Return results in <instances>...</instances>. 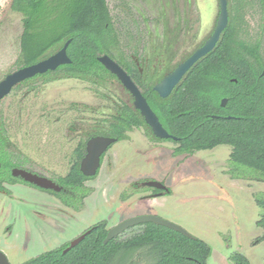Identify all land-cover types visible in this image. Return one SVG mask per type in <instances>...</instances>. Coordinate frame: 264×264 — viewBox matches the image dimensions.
Masks as SVG:
<instances>
[{
	"label": "rangeland",
	"instance_id": "1",
	"mask_svg": "<svg viewBox=\"0 0 264 264\" xmlns=\"http://www.w3.org/2000/svg\"><path fill=\"white\" fill-rule=\"evenodd\" d=\"M11 2L0 0V82L19 70L21 56L22 16L10 9ZM179 2L108 0L127 56L136 54L144 59L163 51L172 53L177 37L168 16ZM195 7L200 16L196 39L203 41L215 27L219 1L195 0ZM244 13L245 38L260 42L264 55V5L251 0ZM97 90L115 101L128 99L116 82L97 88L79 80L37 79L16 87L0 104V122L12 143L11 155L21 157L14 162L27 165L18 168L53 181L65 177L76 144L67 135V121L78 120L79 129L85 131L94 119L109 115L110 105ZM138 136L146 142L143 132ZM150 147L143 152L126 141L114 144L98 177L86 183L89 195L79 210L83 211L76 214L69 210L74 217L62 214L59 197L20 181L11 188L12 195L0 194V251L10 264H25L72 243L100 222L107 221L111 229L148 215L176 224L208 243L213 250L209 264H234L231 257L236 253L252 264H264V228L258 225L262 211L256 201L264 198V183L250 175L237 178L232 174V148L220 146L174 157L173 144L159 143L157 150ZM147 181L165 182L172 194L144 198L151 192L143 183ZM139 230H129L120 238ZM139 262L147 264L144 258Z\"/></svg>",
	"mask_w": 264,
	"mask_h": 264
},
{
	"label": "trees",
	"instance_id": "2",
	"mask_svg": "<svg viewBox=\"0 0 264 264\" xmlns=\"http://www.w3.org/2000/svg\"><path fill=\"white\" fill-rule=\"evenodd\" d=\"M231 2V24L221 42L189 71L167 99H162L154 86L169 70L157 66L149 75L141 76L136 62L122 50L121 35L108 0H12L10 9L20 14L23 22L18 69L39 63L70 42L71 64L24 84L37 79L44 82L69 79L107 88L116 76L99 59L109 56L132 76L149 103L162 104L161 120L170 134L180 139L175 154L228 146L232 148V174L237 178L250 175L264 183V55L260 42L252 43L245 38L244 11L251 0ZM260 2L264 5V0ZM224 99L228 100L226 107L222 106ZM117 113L110 127L114 129L113 136L123 139L129 121L139 124V119L125 102L117 106ZM7 143L11 142L0 122L1 169L4 168L1 153ZM91 179L82 174L79 166H73L60 179L63 198L69 205L77 197L86 196L85 183ZM256 201L262 211L258 225L264 228V198ZM136 228L140 230L130 237H119L105 244L110 230L108 222L103 221L88 229L90 234L70 251L65 253L70 247L66 244L25 264H139L143 258L147 264H208L212 255L210 245L198 238L190 239L153 223L130 230ZM231 259L234 264H252L240 253Z\"/></svg>",
	"mask_w": 264,
	"mask_h": 264
},
{
	"label": "flooded vegetation",
	"instance_id": "3",
	"mask_svg": "<svg viewBox=\"0 0 264 264\" xmlns=\"http://www.w3.org/2000/svg\"><path fill=\"white\" fill-rule=\"evenodd\" d=\"M179 1L180 2L177 4L178 6H176V5L174 6L175 8L173 10V13L170 16H168V21H172L174 23V30H175L174 31V35L177 37V44L174 47L172 53L167 54V53H165L163 51L162 53L157 54L156 57L149 58V57L146 56L144 59H141V60L138 57H135L134 55L131 56V59L136 62V66L140 70V74H141L142 77H144L147 73L149 75V73L152 71V69L156 68L157 66L159 67V69H163V68L167 67L165 69L169 70V72L164 76V78L160 82H157L155 84L154 90L169 74L173 73L179 66H181L183 63L188 61L197 51H199L201 48H203L206 45V43L209 41V39L215 34V32L217 30V27H218V21H219L220 13H221V1L220 0H218L219 1V7H220V13H219L218 19L216 21L215 27H214L213 31L211 32L210 36L206 40H203V41H198L196 39V36L198 34V30L196 28V22L199 21V24H200V16H197L196 12H195V9H196L195 0H179ZM162 46H163V44H162ZM188 49L189 50L191 49V51L188 52L187 51ZM184 52H186L184 54V56L179 57V55L184 53ZM178 57H179V59H177ZM141 61L142 62L144 61L145 64H142ZM159 62H163V64L158 65ZM126 73L128 74L127 71H126ZM128 75L130 76V74H128ZM130 77H131L132 81L135 83V85L140 89L143 97L147 100V98L144 96L141 88L138 86L136 81L132 78V76H130ZM110 82L111 83L112 82H116L117 85H119L120 88L127 95L128 99L127 100H121L120 99L118 101H115L116 99L113 100L111 96H106V95L102 96L103 100H106L109 103V105H110L109 106L110 107L109 108L110 109L109 115L106 118L94 119L93 122H91V123H89L87 125V129L85 131H83V130L81 131L79 129L80 128L79 125H81V124H79L78 120H76V121H67V123H66L67 132H68L67 135L70 138V142L74 143L75 140H76L75 148L73 149V154H72L73 159L71 161V168L73 166H79L80 169H81V167L83 166V163L85 161V158L88 155V149H89L90 142H92L95 139H99V138H110V139L117 140L114 144H116L118 142H125L126 141L128 143L135 144V146L137 147L135 149H137L139 151H143V152L147 151L149 146H151L149 150H151V149L152 150L159 149V147H156L157 145H159V143L173 144V147H174L173 155H174V157H180V156H184V155L190 156V155H194L196 153L202 152V151H199V152H195L193 154H181V155L175 154L176 150L179 148V144L178 143H179L180 139L178 137L170 134L168 129L165 127L164 122L161 120L160 107H161L162 104L161 103L160 104L158 103V105H155L154 103L151 104L147 100V102L150 105L151 109L154 111V113L158 117L161 125L167 131V133L170 135V138H168V139L161 138V137H158L156 135L153 127L146 120V117H144L142 112L136 107V105H135V97L133 96L132 92L130 90H128L124 86L122 81L117 76H116V79H113ZM24 83H22V84H24ZM22 84H20V85H22ZM155 92L159 95V93L156 90H155ZM107 99H109V100H107ZM162 99H167V98H162ZM122 102H125L132 110H134L135 115L139 119V124H134L132 122L133 120L131 119L129 121V125L125 129V133H124L123 139H120V138H117L116 136H113L114 129L112 127H110V123L111 122L112 123L115 122L114 121V117H116L118 115L117 106H119V104H121ZM140 132L141 133L143 132V134H144V136L146 138L145 139L146 142H143L142 140L139 139L138 134H140ZM154 142H156V143H154ZM114 144L110 145L107 148V150L102 154V156H101V167H102V165H104L107 157L109 156V155L106 156L108 151L114 146ZM11 146H12V143H10V144L7 143L5 145V147H3L2 153H1V155H2L1 158H2V161L4 162V168L1 169V165H0V194L5 195V196L12 195L11 188L14 187L15 185H17L18 182L20 181V182H23V183H25L27 185L33 186V187H35V188H37V189H39L41 191H45V192L51 193V194L56 195L57 197H59L60 200H58V199L57 200L61 203V205H62V207L64 209L62 211V214L74 217L72 215L73 213H71L69 210H71L72 212H76V214H79L80 212L83 211L82 210V211L79 212L80 208L85 204V201L88 199L89 189L86 186V183L88 181L85 183L86 196L83 199H80V197H77L71 203V205H69L68 204V200L63 198L64 188L59 184L60 179L63 178V177H61L58 181L57 180L53 181V180H50V179H48L46 177H43V176H40L38 174L32 173L30 171H26V170H22V169L18 168L19 164H22V165H26V164L25 163L14 162L15 160L21 161V157L17 156L16 159H15L13 157V155H11V153H10ZM0 147H1V145H0ZM131 147L133 148V146H131ZM144 148H145V150H143ZM101 167H100V169H101ZM100 169H99V171H100ZM15 170L25 171V172L31 173L33 175H36V176H38L40 178L48 179V180L52 181L53 183H55L58 187H60L61 190L60 191H55L54 189H43V188H41V187H39V186H37L35 184H31V183L25 181L24 179H22L21 177L14 176V171ZM99 171H98L96 176L91 177V178L94 179V178L98 177ZM152 182H156V181H147V182H143V183L144 184H148V183H152ZM158 183H162V184L165 185V182H158ZM146 188L151 191L149 195L144 197V198H147V199H152V198L155 199V198L160 197V196L171 195L172 194L171 189H169L167 187H166L167 189L165 191L158 190V189H156L154 187H149L147 185H146ZM138 226H140V225H138ZM138 226H136V227H138ZM111 229H113V228H111ZM111 229H109V230H111ZM129 230H127L126 232H128ZM86 232H91V230L84 231L77 238L81 237ZM126 232L121 234L119 237H121L122 235L126 234ZM68 244L71 245V243H68ZM211 257H212V255H211ZM208 264H209V261H208Z\"/></svg>",
	"mask_w": 264,
	"mask_h": 264
},
{
	"label": "water",
	"instance_id": "4",
	"mask_svg": "<svg viewBox=\"0 0 264 264\" xmlns=\"http://www.w3.org/2000/svg\"><path fill=\"white\" fill-rule=\"evenodd\" d=\"M221 1V13L218 21V27L215 34L209 39L206 45L197 51L188 61L179 66L173 73L169 74L156 88L155 90L159 93L162 98H168L171 96L173 91L179 86L182 80L185 78L187 73L201 60L206 57L208 54L213 52L219 42L222 39L224 32L231 24V4L229 0H220ZM70 42H68L62 50L51 55L50 57L40 61L39 63L21 68L9 75L6 76L4 80L0 82V103L8 97L13 90L20 84L36 78L37 76L45 75L48 72H55L60 67L69 65L72 63L68 55V48ZM100 63L114 76L116 75L124 84V86L130 90L135 97V105L142 112L148 123L153 127L156 135L161 138L168 139L170 135L161 125L158 117L151 109L147 100L143 97L140 89L132 81L131 77L126 73V71L111 57L102 56L99 59ZM264 75V72H263ZM228 103L227 99H224L222 106L225 107ZM117 140L110 138H99L95 139L89 144L88 155L85 158L81 171L85 177L91 178L97 175L101 167V156L107 150V148L114 144ZM14 176L21 177L25 181L35 184L43 189H54L55 191H60L61 188L58 187L55 183L48 179L40 178L31 173L15 170ZM149 187H154L158 190L165 191L167 188L164 184L158 182H152L145 184ZM153 223L157 226H163L174 230L178 233L183 234L187 238L195 239L191 234L180 226L173 224L164 219L155 217V216H140L127 220L117 227L110 230L105 244H108L113 239L118 238L121 234L127 230L134 228L138 225ZM90 232H86L81 237L74 240L70 247L65 251L68 252L71 249L78 246ZM0 264H10L7 256L0 251Z\"/></svg>",
	"mask_w": 264,
	"mask_h": 264
}]
</instances>
